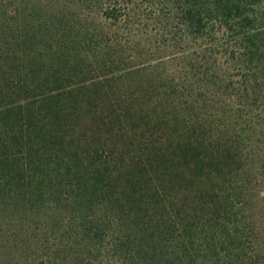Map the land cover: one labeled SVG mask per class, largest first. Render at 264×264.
<instances>
[{
	"label": "trees",
	"instance_id": "1",
	"mask_svg": "<svg viewBox=\"0 0 264 264\" xmlns=\"http://www.w3.org/2000/svg\"><path fill=\"white\" fill-rule=\"evenodd\" d=\"M260 1L0 0V264H264Z\"/></svg>",
	"mask_w": 264,
	"mask_h": 264
},
{
	"label": "rangeland",
	"instance_id": "2",
	"mask_svg": "<svg viewBox=\"0 0 264 264\" xmlns=\"http://www.w3.org/2000/svg\"><path fill=\"white\" fill-rule=\"evenodd\" d=\"M258 9H259V12H260V13H264V0H261V1L259 2ZM87 23H88L89 26H91V27H93V28L96 27V25L93 24V23H91V22H87Z\"/></svg>",
	"mask_w": 264,
	"mask_h": 264
}]
</instances>
